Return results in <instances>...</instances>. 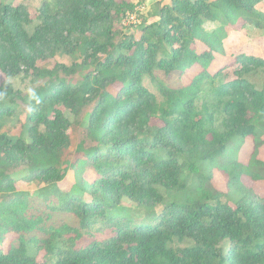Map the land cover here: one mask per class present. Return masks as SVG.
<instances>
[{
	"label": "trees",
	"instance_id": "16d2710c",
	"mask_svg": "<svg viewBox=\"0 0 264 264\" xmlns=\"http://www.w3.org/2000/svg\"><path fill=\"white\" fill-rule=\"evenodd\" d=\"M260 1L167 0L138 36L117 44L115 19L133 9L129 1L45 0L34 11L0 1L5 77L37 76L59 51L82 54L79 63L55 61L45 70L53 76L31 92L29 140L0 134V242H19L0 247V264H264V192L241 186L231 204L217 193L165 202L158 190L183 188L186 170L198 171L195 162L220 158L234 139L264 131V88L249 79L264 72V57L239 53L211 65L216 55L224 58L227 27L239 21L240 28L264 30ZM34 19L38 24L29 34L24 26ZM203 20L218 25L207 30ZM228 69L233 76H226ZM188 70L196 72L187 78ZM155 71L180 78L164 89L160 112L145 83ZM204 80L213 84L215 108L198 106ZM0 92L17 97L8 83ZM85 105H93L85 135L94 146L80 142L71 152L70 121L60 107L76 115ZM14 106L0 104V118ZM186 155L195 160L187 169ZM60 161L74 171V182L64 183ZM234 162L241 170L231 182L241 184L244 166ZM20 166L39 182L35 191L17 187L12 170ZM250 177L262 176L251 170ZM56 215L71 216L77 225L55 221ZM94 225L106 234L80 241ZM183 239L189 244H174ZM28 244L42 256L30 254Z\"/></svg>",
	"mask_w": 264,
	"mask_h": 264
},
{
	"label": "rangeland",
	"instance_id": "374dc122",
	"mask_svg": "<svg viewBox=\"0 0 264 264\" xmlns=\"http://www.w3.org/2000/svg\"><path fill=\"white\" fill-rule=\"evenodd\" d=\"M0 1H11L15 4L23 3L31 11L37 9L45 0H0ZM56 2V0H49ZM133 4V9L126 10L121 16L115 19L114 34L112 38L113 44L119 43L123 38L128 36H138L140 26L144 23H151L157 18L155 16V8L161 3L167 2V0H125ZM256 9L264 12V0L260 1L256 5ZM38 24L37 20H33L24 26L26 31L31 34ZM218 25V22L203 20V27L210 30ZM228 35L223 39L224 58L216 55L217 59L211 62L214 65L216 62H220L225 59L229 60L232 56L239 53H246L257 57H264V30L256 29L251 24H246L242 28L239 27V21L232 26L227 27ZM82 54L77 51L71 54H65L59 51L54 57L49 58L46 62L41 64V73L37 76H25L22 73L11 77H5L0 73V84L6 85L7 83L11 86L13 92L17 93V97L11 98L7 94L0 92V104H11L15 103L13 112L5 114L3 118H0V134H6L8 137L17 138L22 137L25 140H29L27 128L28 122L26 121V115L28 112L27 99L30 97L32 91L45 83L53 75L45 72L49 70L51 66L56 62H61L66 65H71L75 62H80ZM85 71V70H84ZM83 72V71H82ZM194 72L192 70L187 71V78H190ZM60 75H62L60 73ZM70 78L78 79L79 74H71ZM226 76H233L230 69L227 70ZM249 79L259 88H264V72H258L256 74H250ZM218 81V80H216ZM146 85L156 95L158 103V111L166 105V96L164 95V89L166 86H176L180 83V78L177 75L171 74L166 75L162 72L155 71L153 74L145 77ZM213 84L210 81L204 80L201 84V89L204 91L202 96L198 99V106L202 107L205 104L208 109L215 108L218 100L217 96L212 92ZM93 105H85L78 114H71L69 111L64 109L62 106L60 109L68 116L70 121L69 134V151L74 152L80 142L85 143V148L94 146V143L86 137L85 129L88 124L89 114L92 110ZM159 122H156V125ZM254 155V156H253ZM253 156V157H252ZM70 159V158H69ZM63 160V159H62ZM237 161L242 164V170L244 173L241 175V184L232 183L231 176L237 174L241 168L235 166ZM183 168L187 169L188 163L195 162L191 156H184ZM198 167L196 173L186 170L185 174V186L180 189L167 190L163 187H158L159 192L163 195V200H181L186 199H208L210 194L220 195L221 201H228L233 204L238 198L241 197L242 191L241 186L251 187L254 191L263 193L264 192V131L259 133L257 137H248L244 140H233L225 152L220 158L216 159H204L195 162ZM67 162L60 161L58 164L59 168H66L65 181H75V173L71 169H67ZM26 166H20L12 170V175L16 179L17 187L19 189L29 190L30 192L35 191L39 187V182L34 180L29 172L26 170ZM259 170V174L262 177L253 179L250 177V171ZM249 172V174H248ZM84 176L88 180L93 179V174L89 171L84 173ZM219 191V193H218ZM126 205H133L130 201H124ZM55 221L64 220L72 226H76L77 222L71 216H54ZM98 225H94L90 232H84L80 241H88L94 238V234H101L104 236L106 232L97 229ZM38 234V233H37ZM100 238V236H97ZM17 246L19 242L15 238H6L0 242V247L6 249L7 246ZM176 245H187L188 240H176ZM26 248L30 254H35L37 258L42 256V251H38L32 244L26 245ZM38 251V252H37Z\"/></svg>",
	"mask_w": 264,
	"mask_h": 264
}]
</instances>
